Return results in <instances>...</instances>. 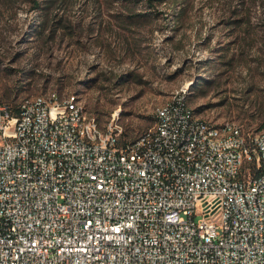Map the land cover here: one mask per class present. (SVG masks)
<instances>
[{"label":"built area","instance_id":"1","mask_svg":"<svg viewBox=\"0 0 264 264\" xmlns=\"http://www.w3.org/2000/svg\"><path fill=\"white\" fill-rule=\"evenodd\" d=\"M75 108L0 104V264H264L261 131L208 140L217 126H192L180 107L163 136L125 139L110 124L83 139L94 124ZM181 134L208 163L178 157ZM141 136L154 147L129 156Z\"/></svg>","mask_w":264,"mask_h":264},{"label":"rangeland","instance_id":"2","mask_svg":"<svg viewBox=\"0 0 264 264\" xmlns=\"http://www.w3.org/2000/svg\"><path fill=\"white\" fill-rule=\"evenodd\" d=\"M37 1L0 0V104L76 93L133 139L183 95L216 124L264 130V0Z\"/></svg>","mask_w":264,"mask_h":264},{"label":"bare ground","instance_id":"3","mask_svg":"<svg viewBox=\"0 0 264 264\" xmlns=\"http://www.w3.org/2000/svg\"><path fill=\"white\" fill-rule=\"evenodd\" d=\"M53 101L73 102L75 108V120L80 126L93 125L90 129L82 130L83 139H93V134H98V130L110 129L112 127L117 129H124L123 125L117 122L115 119L111 120L105 128H102L98 118L89 114L86 106L82 103L81 98L76 93H70L65 96H61L58 91L53 90L47 93L37 94L29 96L20 101L21 106L39 105L41 103H51ZM180 107L185 109L187 114V121L192 126L204 127L205 124H211L217 126V131L208 132V140H222L231 139L237 136V133L243 132L241 127L234 122H228L225 124H216L215 122L199 116L192 109L186 105L185 97L175 96L173 100L160 104L155 109L156 122L153 126V133L155 136H163L166 126L168 124V117L164 116L167 111L169 115H176L180 112ZM57 115H66V107L57 108ZM125 133V132H124ZM261 135H264V130L261 131ZM188 134H181L176 138V152L178 157H183L185 161H195L198 158V163H208L209 155H201L200 149L187 150ZM154 147V137L141 136L137 141V146L129 149V156H139L143 153V148ZM255 155V147H248L247 149H239V156L244 159L245 162H252ZM214 157H229V150H214Z\"/></svg>","mask_w":264,"mask_h":264},{"label":"trees","instance_id":"4","mask_svg":"<svg viewBox=\"0 0 264 264\" xmlns=\"http://www.w3.org/2000/svg\"><path fill=\"white\" fill-rule=\"evenodd\" d=\"M168 0H150L149 2V5L150 7H153L154 5H156V3H164V2H167ZM35 2V6L34 8L38 9L41 7V4L40 2H38L37 0H34ZM174 16H176L177 18H179L181 16V12L177 11L176 13L173 14ZM234 60V57H230V59L228 60V63H232V61ZM205 84V87H211L214 83H215V79H212V78H205V81L203 82H198L197 84ZM10 108H12V111L14 114H18L19 112V103H17L16 105H9ZM262 127H264V122L262 124ZM242 129V128H241ZM243 131V129H242ZM244 132V131H243ZM247 136H249V134H246Z\"/></svg>","mask_w":264,"mask_h":264}]
</instances>
